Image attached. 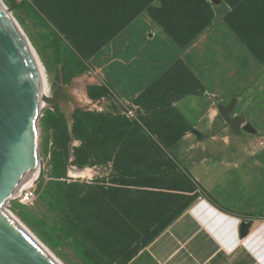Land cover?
<instances>
[{"label":"rangeland","instance_id":"obj_1","mask_svg":"<svg viewBox=\"0 0 264 264\" xmlns=\"http://www.w3.org/2000/svg\"><path fill=\"white\" fill-rule=\"evenodd\" d=\"M1 1L44 64L52 97L66 91L72 110L70 116L64 110L66 98L45 104L38 121V175L5 207L63 264H131L163 232L157 230L156 220L170 218L193 198L207 196L205 189L195 191L188 174L168 153L175 135L162 123L173 120L181 128L172 103L198 92L201 85L182 62L148 79L142 55L128 59L124 48L113 54L112 39L91 56L80 54L43 6L49 4L71 19L80 0L67 9L61 0ZM161 5V0L153 3ZM142 13L154 20L149 10ZM122 102L137 118L147 116L153 124L146 127L129 117ZM119 117L138 132L115 162V138L88 146L102 138L92 128ZM82 138L88 146L80 148ZM254 140L264 162V125L262 136ZM78 150L96 151H81L86 163L80 164ZM158 169L162 175L156 185L162 194L144 193V186L152 184L148 173Z\"/></svg>","mask_w":264,"mask_h":264},{"label":"crops","instance_id":"obj_2","mask_svg":"<svg viewBox=\"0 0 264 264\" xmlns=\"http://www.w3.org/2000/svg\"><path fill=\"white\" fill-rule=\"evenodd\" d=\"M208 1L212 22L185 47L145 13L111 40L113 54L142 55L148 79L182 62L201 85L173 101L192 129L167 150L207 196L193 198L131 264H264V162L254 140L264 125V63L227 24L230 6Z\"/></svg>","mask_w":264,"mask_h":264},{"label":"trees","instance_id":"obj_3","mask_svg":"<svg viewBox=\"0 0 264 264\" xmlns=\"http://www.w3.org/2000/svg\"><path fill=\"white\" fill-rule=\"evenodd\" d=\"M61 1L66 9L68 6L73 7V0ZM155 1L80 0L74 9V15L71 19L68 18L67 14H57L54 10L55 8L49 4H43V6L46 14L54 20L60 32L70 41L75 50L85 56L93 55L144 10H149L153 19L162 26L166 34L178 47H185L212 22L214 16L212 3L208 0H161L162 5L160 7H153ZM223 1L231 8L226 16L227 24L239 35L254 57L264 63V0ZM41 2L44 3L43 0ZM172 111L177 115L181 128L177 129L178 124L173 120L162 123L170 133L175 135L174 142L178 137L190 131L192 127L173 107ZM138 118L140 124L142 123L146 127L153 124L147 116H139ZM134 124L141 128L138 124ZM75 126L76 128L79 127V122L76 121ZM84 127L86 126L82 125V128ZM92 130L96 131L97 134L99 133L102 138H99V141L90 143V146H88V141L85 138L83 141L82 138L83 143L80 148L82 146L92 148L96 144H101L104 138H115L117 140L116 149L113 150L115 162L123 152L130 149L131 137L133 133L138 132L127 119H121L120 117L111 121L104 120L100 128H92ZM143 137L147 141L145 136ZM150 141L149 144L154 143L152 141L150 143ZM154 145L156 144L154 143ZM158 149L157 151L164 153L160 146H158ZM81 151L88 154L95 153L96 150H78L76 161L80 164H85L84 154L80 153ZM161 175L162 173L159 169L148 173V178L152 181V184L144 186L147 189L144 193L152 195L162 194V192H158L160 187L156 185ZM186 206L170 218L156 220L155 223L158 224L157 230H164Z\"/></svg>","mask_w":264,"mask_h":264},{"label":"water","instance_id":"obj_4","mask_svg":"<svg viewBox=\"0 0 264 264\" xmlns=\"http://www.w3.org/2000/svg\"><path fill=\"white\" fill-rule=\"evenodd\" d=\"M64 98L67 102L70 96L61 90L51 104ZM43 101L32 54L0 8V264H59L5 207L21 194L39 165Z\"/></svg>","mask_w":264,"mask_h":264},{"label":"bare ground","instance_id":"obj_5","mask_svg":"<svg viewBox=\"0 0 264 264\" xmlns=\"http://www.w3.org/2000/svg\"><path fill=\"white\" fill-rule=\"evenodd\" d=\"M0 8L2 9V11L4 12V14L7 16V18L9 19V21L14 25V27L19 31V33L22 35L25 43L27 44L32 57L35 61V64L38 68L39 74H40V78L42 81V85H43V90H44V101L43 104L45 106V104L47 103H51L52 101V92H51V85H50V81H49V77L46 71V68L44 66V64L42 63V61L40 60V58L38 57L37 53L35 52L34 48L32 47V45L30 44V42L27 40V38L25 37V35L23 34L22 30L20 29L19 25L16 23V21L14 20V18L12 17L9 9L3 4V2L0 0ZM70 102H64V110L66 111V113L70 116L72 110H70ZM38 171H39V165L37 167V170L34 173V176L31 178V180L25 185V188L22 190V192L36 179L37 175H38ZM21 192V193H22ZM12 214V213H11ZM13 215V214H12ZM14 216V215H13ZM14 218L26 229V231L59 263V264H63L58 258H56L52 252L40 241L38 240V238H36V236H34V234H32L28 228L26 226H24V224L22 222H20V220L18 218H16L14 216Z\"/></svg>","mask_w":264,"mask_h":264},{"label":"built area","instance_id":"obj_6","mask_svg":"<svg viewBox=\"0 0 264 264\" xmlns=\"http://www.w3.org/2000/svg\"><path fill=\"white\" fill-rule=\"evenodd\" d=\"M126 108H127V111H128V115H129V117L138 120V118H137V116H136V113H135L132 109H130L129 107L126 106ZM20 195H21V194H20Z\"/></svg>","mask_w":264,"mask_h":264}]
</instances>
